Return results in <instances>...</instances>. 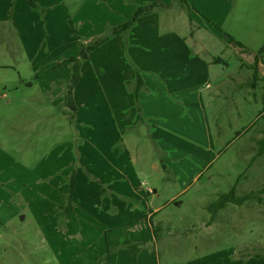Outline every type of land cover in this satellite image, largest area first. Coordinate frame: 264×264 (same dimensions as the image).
Instances as JSON below:
<instances>
[{"label": "rangeland", "instance_id": "obj_1", "mask_svg": "<svg viewBox=\"0 0 264 264\" xmlns=\"http://www.w3.org/2000/svg\"><path fill=\"white\" fill-rule=\"evenodd\" d=\"M140 5L152 6L141 15L148 33L184 39L210 77L203 112L177 117L190 169L157 173L149 215L136 203L108 211L119 198L102 195L107 184L130 189L117 167L145 190L159 159L143 126L125 135L128 163L105 137L134 24L114 31ZM101 38L85 64L81 51ZM74 70L73 111L64 92ZM263 72L264 0H0V264H264ZM230 190L252 199L210 209Z\"/></svg>", "mask_w": 264, "mask_h": 264}, {"label": "crops", "instance_id": "obj_2", "mask_svg": "<svg viewBox=\"0 0 264 264\" xmlns=\"http://www.w3.org/2000/svg\"><path fill=\"white\" fill-rule=\"evenodd\" d=\"M133 1L135 2V0ZM131 7L134 8L133 6ZM133 11L132 9L129 12L127 10L126 14L121 13L122 16L118 20L120 22L126 21L132 16ZM140 17L136 19L133 25V34L131 33L130 36L132 44L127 49L130 53L132 64L131 66L127 64L122 69V75L118 76L120 81L116 83L117 95L115 105L112 101L111 104H108L110 106H107L108 101L104 104V107H106L104 119L107 120L110 117L112 121L111 125H106L107 134L105 137L108 139L110 151L112 153L119 152L117 160H123L128 163V157L132 160L128 154V144H131V142L130 138L126 140L125 135L133 132L137 127L143 126L149 140L154 144L158 152L159 159L158 163L154 160L152 161L153 165H150V168L156 171L151 177L152 182L143 172V175H145L144 182L145 184H149V187L145 190L130 187L134 180L132 181L123 171L119 175L117 167V180L119 181L121 177L126 178L125 180H128L127 186L130 189L125 191L120 188L112 189L107 184L105 190L102 191V195L119 198L114 202L109 200L110 206L108 207V211L110 208L118 212H124L126 209L137 211L135 207L130 208L132 204L135 206L136 203V205H141L145 208L143 214L149 215L157 209V207H153L152 197L157 195V188L160 185L161 179L158 174L168 172L171 175L172 171V175H174L173 166H179L184 171L190 169V164L186 160L189 157V150L185 145L187 141L182 138L181 131L183 129L181 127V120L177 117L182 112L191 113L195 117L199 113L197 109L203 112L204 106L201 101L202 87L207 81L210 82V77L208 76L207 62L202 61L184 43V39H180L174 33L160 36L157 30H150L152 33L149 34L147 22H144V16ZM153 19H157V17L154 16ZM143 37L144 39H142ZM160 37L168 38V44H152L148 46L143 44L151 40V38L152 40L153 38L156 40ZM116 38L121 41L120 36L117 35ZM139 41L141 42L137 45ZM119 46L122 48V42ZM119 46H116V48ZM143 46L145 52L142 51ZM87 56V59L84 60L85 64L89 61L91 64L96 63L91 61L89 54ZM216 61L218 62L213 57L211 62L215 63ZM92 76H94L93 73ZM262 76L264 77V72ZM82 77L83 73L80 74L76 85L83 83ZM103 83L106 84V82ZM109 86L106 84L105 90L106 94L111 97L110 90L112 88ZM61 92L62 90L59 88L56 95L60 97ZM72 96L75 101L74 89L72 90ZM59 97L58 103L61 104L62 97L60 99ZM193 100H197V102L195 103ZM86 139L91 142L93 137L88 136ZM115 165L118 166V163L115 162ZM77 209V207H74V210L77 211ZM68 214L72 215L71 212ZM71 220L70 218L67 221L68 225Z\"/></svg>", "mask_w": 264, "mask_h": 264}, {"label": "trees", "instance_id": "obj_3", "mask_svg": "<svg viewBox=\"0 0 264 264\" xmlns=\"http://www.w3.org/2000/svg\"><path fill=\"white\" fill-rule=\"evenodd\" d=\"M155 4V2L153 3ZM152 6L149 5V7H147V5H140L138 7H136L132 13V16L127 19L126 21H124L122 24H120L118 26V28L115 29L114 33L115 34H121V33H126L128 29H130V27L134 24V22L136 21V19L138 17H140L141 15H144V14H147L149 13L152 9ZM107 38V37H106ZM106 38H101V39H98L96 40L95 45H89V46H86L85 50L84 51H81V56L82 58L87 59V55L89 53L90 50L96 48L100 43L104 42L106 40ZM232 40V39H231ZM86 51V52H85ZM216 60H219V59H216ZM76 69V68H75ZM79 69V68H78ZM79 77H80V74H79V71H76L74 70L73 74L71 75V80H70V85L69 86H66L65 88V92H64V95H65V99H66V105H68V107H70L73 111L75 110V106H74V102H73V99H72V86L75 84L78 83V80H79ZM259 141V153H262L264 151V136L262 139L258 140ZM69 192H70V198L75 196V192H74V181L73 179L70 180V185H69ZM264 191V188L262 190V192ZM241 197V196H240ZM247 199H252L251 198V194L250 193H245L244 196H242L241 198H238V196H236L233 192V190H230L229 192L227 193H223L221 194L216 201H214L213 203H211V205L209 206L210 209L212 210H217V209H220V208H223L225 205H226V202L227 201H232L236 204H242L243 201L247 200ZM153 228H152V233H153ZM154 236V234H153Z\"/></svg>", "mask_w": 264, "mask_h": 264}]
</instances>
